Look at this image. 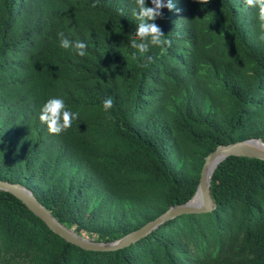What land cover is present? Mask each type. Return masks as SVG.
I'll return each mask as SVG.
<instances>
[{
    "label": "trees",
    "instance_id": "16d2710c",
    "mask_svg": "<svg viewBox=\"0 0 264 264\" xmlns=\"http://www.w3.org/2000/svg\"><path fill=\"white\" fill-rule=\"evenodd\" d=\"M173 3L154 21L171 46L141 54L128 40L134 0H0V181L26 186L90 240H118L187 203L217 147L264 142L258 8ZM60 32L86 55L61 48ZM51 97L79 113L60 134L39 119ZM210 191L213 213L116 252L66 242L0 191V264H264V161L228 158Z\"/></svg>",
    "mask_w": 264,
    "mask_h": 264
},
{
    "label": "water",
    "instance_id": "95a60500",
    "mask_svg": "<svg viewBox=\"0 0 264 264\" xmlns=\"http://www.w3.org/2000/svg\"><path fill=\"white\" fill-rule=\"evenodd\" d=\"M230 157H243L264 161V142L252 139L217 147L215 151L206 157L196 193L191 200L185 204L170 207L157 219L111 242L90 240L68 229L51 214L29 188L20 183L0 181V191L10 193L22 201L52 232L66 242L89 252H116L137 244L167 222L178 217L213 213L216 210V204L210 191L212 179L218 167Z\"/></svg>",
    "mask_w": 264,
    "mask_h": 264
},
{
    "label": "clouds",
    "instance_id": "9594fccd",
    "mask_svg": "<svg viewBox=\"0 0 264 264\" xmlns=\"http://www.w3.org/2000/svg\"><path fill=\"white\" fill-rule=\"evenodd\" d=\"M136 8L133 15L138 21L134 31L128 34V40L132 48L137 49L141 54L148 52L151 46H171V41L165 39L162 29L154 22L157 18L163 17L162 10L167 8L169 11L175 9L173 0H151L152 6H148L146 0H134ZM246 5L258 8V19L260 28L264 30V0H245ZM92 7H96L93 4ZM149 21H153L149 23ZM60 37V47L72 49L77 55H86L87 45L82 41H70L64 36L63 32L58 33ZM264 39V35L261 36ZM153 57L148 56L146 63L151 62ZM105 111L113 107V100L107 97L103 101ZM79 118L78 112H72L66 108L63 99L51 97L43 103L40 109L39 119L46 124L48 131L52 134H60L72 126V121Z\"/></svg>",
    "mask_w": 264,
    "mask_h": 264
}]
</instances>
